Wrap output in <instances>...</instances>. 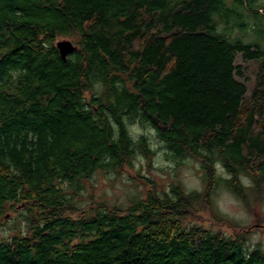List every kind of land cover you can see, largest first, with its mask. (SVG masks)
<instances>
[{
  "label": "trees",
  "instance_id": "16d2710c",
  "mask_svg": "<svg viewBox=\"0 0 264 264\" xmlns=\"http://www.w3.org/2000/svg\"><path fill=\"white\" fill-rule=\"evenodd\" d=\"M259 2L0 0V220L21 206L27 221L0 240V264H264L259 246L245 249V230L186 224L205 212L225 223L209 200L220 183L243 199V178L264 188ZM60 37L77 46L66 60ZM236 53L258 64L249 93ZM126 118L152 127L171 158L197 160L205 191H160L147 179L127 208L80 210L82 181L154 153Z\"/></svg>",
  "mask_w": 264,
  "mask_h": 264
},
{
  "label": "rangeland",
  "instance_id": "374dc122",
  "mask_svg": "<svg viewBox=\"0 0 264 264\" xmlns=\"http://www.w3.org/2000/svg\"><path fill=\"white\" fill-rule=\"evenodd\" d=\"M231 1L228 0L229 3ZM259 1L261 6L264 5V0ZM259 12L264 14V8H260ZM221 27L223 24H219V28ZM251 31L250 29L246 33L236 28L232 34L242 36L245 42H251L258 38L257 34H253L252 38ZM64 38L71 40L68 37H60L56 41ZM235 65L237 66L235 77L247 84L249 93L254 87L258 64L236 53ZM125 121L131 136L136 140L145 137L154 153L146 157L141 151H137L131 167L126 166L125 169L118 171H96L90 179L82 181L76 199V206L80 210H87L94 201L127 208L138 199L144 198L147 191L144 181L147 179L151 180L160 191H169L175 184L181 185L186 192L205 191L204 170L197 160L191 157L183 160L171 158L165 143L156 135L152 127L139 118H126ZM216 167L217 173L222 177L229 176L220 164ZM243 181L248 186L244 199L234 194L224 183H220L210 194L212 209L225 219V223H214L209 213L205 212L200 218H189L186 224L201 225L214 232L221 231L228 236H233L239 229L245 230L247 232L245 249L250 251L259 246L264 253V188L256 192L249 180L243 178ZM66 190L69 193L74 191L70 186ZM25 213L24 207L16 206L14 210L7 211L3 215L0 220V240L18 232H25L27 222Z\"/></svg>",
  "mask_w": 264,
  "mask_h": 264
},
{
  "label": "water",
  "instance_id": "95a60500",
  "mask_svg": "<svg viewBox=\"0 0 264 264\" xmlns=\"http://www.w3.org/2000/svg\"><path fill=\"white\" fill-rule=\"evenodd\" d=\"M55 46L58 49L62 60H66L67 56L77 49L76 44L72 40L65 38L56 41Z\"/></svg>",
  "mask_w": 264,
  "mask_h": 264
}]
</instances>
